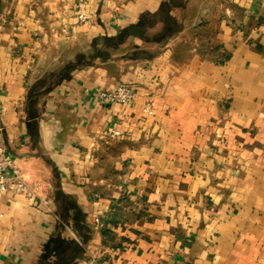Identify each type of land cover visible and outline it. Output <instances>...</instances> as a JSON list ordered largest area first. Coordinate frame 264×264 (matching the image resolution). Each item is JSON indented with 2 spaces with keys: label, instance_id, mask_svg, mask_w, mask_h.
Wrapping results in <instances>:
<instances>
[{
  "label": "crops",
  "instance_id": "crops-1",
  "mask_svg": "<svg viewBox=\"0 0 264 264\" xmlns=\"http://www.w3.org/2000/svg\"><path fill=\"white\" fill-rule=\"evenodd\" d=\"M77 1L3 0L0 144L38 200L0 195V264H264V0Z\"/></svg>",
  "mask_w": 264,
  "mask_h": 264
},
{
  "label": "built area",
  "instance_id": "built-area-1",
  "mask_svg": "<svg viewBox=\"0 0 264 264\" xmlns=\"http://www.w3.org/2000/svg\"><path fill=\"white\" fill-rule=\"evenodd\" d=\"M77 2L78 21L80 23L89 22L91 16L85 9L87 0H78ZM135 95V91L128 82H121L112 90H99L97 98L99 102L105 105L127 104L135 98ZM118 135V130H111V138H116ZM7 170L11 171L10 176H6L5 172ZM7 192L24 194L30 202H36L38 200L36 193L28 184L13 157L0 144V195Z\"/></svg>",
  "mask_w": 264,
  "mask_h": 264
},
{
  "label": "trees",
  "instance_id": "trees-1",
  "mask_svg": "<svg viewBox=\"0 0 264 264\" xmlns=\"http://www.w3.org/2000/svg\"><path fill=\"white\" fill-rule=\"evenodd\" d=\"M182 1L181 0H164L162 2V6H161V11H164V9L166 8V6H169L171 3L172 4H180ZM3 8V0H0V13L2 11ZM155 19V17H154ZM164 26L163 29L161 30V32L159 33L157 40L158 41H165V39L167 38V36L170 34V32L172 31H176L179 28V25L177 23H175V20L169 19L168 23H166L167 18H164ZM151 23H153V18H148V17H141L139 20V32H144V29L146 26L150 25ZM136 27V26H135ZM134 26L132 28H135ZM128 35V31L127 30H123L121 31L120 34H118L115 37H102L101 41H102V45L98 46V40L94 41V54L95 55H89V54H79L76 59L72 62H69L67 65H65V67L63 68L62 71V75L61 76H65L67 74L68 70L74 69V68H78V67H82L85 64L90 63L93 59H96V57H109L111 52L116 50L120 43L125 39V37ZM147 57H150L151 54H147ZM43 80H39L38 83L36 85H34L33 87H36L38 85H41V83H43ZM59 82V80H57L55 83ZM52 85V84H51ZM49 85V86H51ZM62 221L65 222L67 225H70V221L69 219L66 217V215L64 217H62Z\"/></svg>",
  "mask_w": 264,
  "mask_h": 264
}]
</instances>
